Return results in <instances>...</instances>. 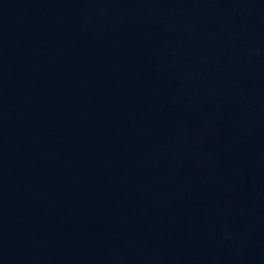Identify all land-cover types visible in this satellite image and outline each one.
<instances>
[{"label": "water", "instance_id": "1", "mask_svg": "<svg viewBox=\"0 0 264 264\" xmlns=\"http://www.w3.org/2000/svg\"><path fill=\"white\" fill-rule=\"evenodd\" d=\"M0 264H264V0H0Z\"/></svg>", "mask_w": 264, "mask_h": 264}]
</instances>
